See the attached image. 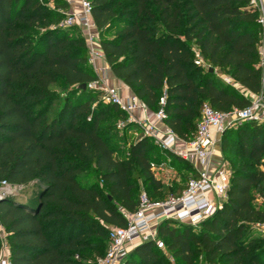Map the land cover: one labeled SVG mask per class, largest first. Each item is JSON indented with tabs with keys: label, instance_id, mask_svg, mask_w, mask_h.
Wrapping results in <instances>:
<instances>
[{
	"label": "trees",
	"instance_id": "obj_1",
	"mask_svg": "<svg viewBox=\"0 0 264 264\" xmlns=\"http://www.w3.org/2000/svg\"><path fill=\"white\" fill-rule=\"evenodd\" d=\"M89 1L114 75L151 111L163 108L183 140L194 137L206 103L229 112L262 93L259 11L251 0ZM69 10L66 0H0V188L41 181L34 201L0 196L11 264H96L110 229L126 226L125 214L137 211L141 185L162 189L151 137L133 140L123 156L126 137L111 142L120 121L125 133L136 125L88 88L97 75L85 36L62 24ZM197 54L206 66L196 64ZM59 81L70 90L51 116L61 98L51 85ZM221 144L232 167L227 199L199 227L164 220L157 235L180 264H200L198 257L264 264V234L253 226L264 224V122L228 128ZM230 151L247 162H229ZM168 153L195 175L190 161ZM129 257L127 264H172L155 239Z\"/></svg>",
	"mask_w": 264,
	"mask_h": 264
},
{
	"label": "built area",
	"instance_id": "obj_2",
	"mask_svg": "<svg viewBox=\"0 0 264 264\" xmlns=\"http://www.w3.org/2000/svg\"><path fill=\"white\" fill-rule=\"evenodd\" d=\"M66 1L70 4V10L62 24L77 26L83 31L90 50V61L94 63L98 56L94 51V45L99 34L95 32L96 25L92 17L91 2L80 0V8L73 10V1ZM251 4L258 9L259 23L264 27L263 0H251ZM260 55V65L264 73V40L261 42ZM197 57L196 64L206 65L199 54ZM109 80L108 70L102 69L97 79L88 84V88L100 91L105 103L116 104L127 113L128 122L134 123L138 128L137 136L143 132L144 136L154 139L155 143L164 150L190 161L196 173L188 179L181 193L172 194L163 200H152L146 191H142L137 211L125 214L127 225L110 229L109 247L106 253L97 259L96 264H121L129 256L133 247L149 240L150 236L155 239V227L164 220H174L197 228L211 217L227 199L230 188L232 173L229 163L223 157H218V153L221 155L223 133L228 128L236 127L244 122H264L263 89L262 93L254 95L250 105L243 109L234 108L229 112H221L206 103L202 108L194 137L186 141L166 124V113L163 108L151 111L137 96L123 98L119 89L111 85ZM160 102L164 105L165 98H161ZM139 109L145 113L143 117L134 115ZM118 127L124 128L125 122L120 121ZM4 187L13 186L3 182L0 193L8 194L3 192ZM11 193H13L12 190ZM0 229L1 237L5 239L6 233L1 222ZM6 245L5 247L9 248L7 243ZM0 264H11L10 254L0 256Z\"/></svg>",
	"mask_w": 264,
	"mask_h": 264
},
{
	"label": "rangeland",
	"instance_id": "obj_3",
	"mask_svg": "<svg viewBox=\"0 0 264 264\" xmlns=\"http://www.w3.org/2000/svg\"><path fill=\"white\" fill-rule=\"evenodd\" d=\"M261 33H262V30H261ZM73 35L74 36H82V35H84V33L79 27H77L76 29L73 30ZM98 37H99V35H98ZM260 39L262 42L263 41L262 35L260 36ZM224 80H225V78H224ZM51 89L57 91L61 95V98L57 101V103L54 105L53 110L51 111V116H52L54 114V112L62 106L63 95H64V93H67L70 90V88L65 86L62 83V81H59V82L51 85ZM107 124H109V122ZM241 124H238L237 126H239ZM141 136H144L143 132L138 136L137 135L132 136V133H130V132L125 133L123 128H120V129L117 128L116 136H114V138L111 139V142L115 143L118 141V142H121L124 144L125 137L129 141H132V140H136L137 138H140ZM153 141H154V139H153ZM129 148H130V145H128V143H127L125 148L123 150L119 151V156H123V155L127 154L129 151ZM162 150H164V149L159 146L157 148V151L154 152V158H153V164H152L155 176L158 180H160V182L162 184V189H160L159 191H155L153 189L154 188L153 183H150V185H149L150 187L148 186L150 189H148L147 186L144 184L141 185V191H147L148 193H151V195L154 196L156 199H165L166 197H168L172 194L173 195L178 194V187H185L188 178L191 176L190 167L187 166L182 160H178L177 158L172 157L168 153L170 151H168L166 154H164V156L161 160L157 159V156H159L161 154ZM227 158H228L229 162H231V160H237V164H242L241 162H247L246 159L238 157V155L233 151H230L228 153ZM231 168L232 167L230 166V169ZM40 185H41V181L35 180L28 185L13 186L10 188L4 187L3 192H8V195H10V196H17L19 198L27 199L29 201H34L37 198ZM167 187H169L171 189V191H172L171 194L166 193ZM11 190L13 191V193L10 194ZM254 192H255V195L257 197V200L255 202H258L260 200L258 190L255 189ZM218 203H219V201H218ZM253 226H254L255 231L258 235L264 234V225L254 224ZM157 231H158V226L154 230L155 241L157 244V250L164 252L167 259L170 260L172 262V264H180L178 262V260L176 258H174L172 253L167 249V245L164 243V241L158 237ZM108 247H109V242H107L105 245L101 246V249L103 250L102 254L107 251ZM134 248L135 247H133L131 250H133ZM101 256L102 255L98 254L97 256H94L92 258L94 260H97ZM129 259H130V257L128 256L126 258V260L124 262H122L121 264H127ZM198 261L200 264H207L206 262L203 261L202 257H198Z\"/></svg>",
	"mask_w": 264,
	"mask_h": 264
},
{
	"label": "crops",
	"instance_id": "obj_4",
	"mask_svg": "<svg viewBox=\"0 0 264 264\" xmlns=\"http://www.w3.org/2000/svg\"><path fill=\"white\" fill-rule=\"evenodd\" d=\"M73 1V3H72V9L73 10H78L79 8H80V0H72ZM263 2H264V0H263ZM262 12H261V10H260V14H261ZM260 28H262L261 30H262V33H261V35L263 36V40H264V27H262L261 25H260ZM97 34H99V32H98V29H97V27H96V31H95ZM94 51L98 54V56L96 57V59H95V61H94V63H92V65H93V68H94V71H95V73H96V75H98V73L102 70V69H106V70H108V75H109V78H110V80H109V83L111 84V85H113V86H115V87H117L118 89H119V92H120V94H121V96L123 97V98H128V97H131V96H136L135 95V93L132 91V89L129 87V86H127L125 83H123L120 79H118L115 75H114V73L112 72V70L110 69V67H109V64H108V62H107V60H106V58H105V56H104V52H103V49H102V47H101V45H100V43H99V38H98V40H96V43H95V45H94ZM91 56V55H90ZM206 64V63H205ZM207 65V64H206ZM216 72L220 75V73H219V71L218 70H216ZM225 80H228V82H230V79H228V78H226ZM243 92L245 91V90H242ZM254 95L253 94H251L250 95V97L252 98ZM128 115V114H127ZM134 115L135 116H137V117H143L144 115H145V113L141 110V109H139V110H136L135 111V113H134ZM129 117V116H128ZM119 124V123H118ZM134 124V123H133ZM161 126H163V124H160ZM130 133H132V136L133 135H137V133H138V128H137V126H136V128L135 129H133V130H130L129 131ZM133 141V140H132ZM132 141H129L128 139H127V143H128V145H131V142ZM221 155H219V153H218V157L220 156V157H225L224 156V154H223V151H222V144H221ZM225 159V158H224ZM226 160V159H225ZM227 161V160H226ZM228 162V161H227ZM194 167V166H193ZM194 169H195V167H194ZM196 170V169H195ZM157 227V226H156ZM155 227V228H156ZM1 229H0V236H1ZM6 243H7V241H6V238L4 239V238H2L1 237V248H0V256H2V255H4V256H7L8 254H10V248H7V247H5V245H6ZM7 246V245H6ZM9 247V246H8Z\"/></svg>",
	"mask_w": 264,
	"mask_h": 264
},
{
	"label": "water",
	"instance_id": "obj_5",
	"mask_svg": "<svg viewBox=\"0 0 264 264\" xmlns=\"http://www.w3.org/2000/svg\"><path fill=\"white\" fill-rule=\"evenodd\" d=\"M211 70H212V68H211ZM79 87H81L83 89H86L87 88V85L86 84H82ZM7 195L8 194H6V193H0V196H7ZM152 239H154V238L152 236H150L149 240H152Z\"/></svg>",
	"mask_w": 264,
	"mask_h": 264
}]
</instances>
